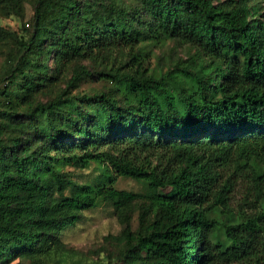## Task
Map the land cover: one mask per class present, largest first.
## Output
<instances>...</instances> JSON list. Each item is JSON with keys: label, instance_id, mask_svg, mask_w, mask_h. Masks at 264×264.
Here are the masks:
<instances>
[{"label": "trees", "instance_id": "16d2710c", "mask_svg": "<svg viewBox=\"0 0 264 264\" xmlns=\"http://www.w3.org/2000/svg\"><path fill=\"white\" fill-rule=\"evenodd\" d=\"M31 4L30 28L0 25L15 48L0 79V263L63 264L67 229L105 201L122 224L107 264H264V0ZM171 40L194 53L152 66ZM88 77L112 87L72 93ZM92 163L94 194L52 203L54 178Z\"/></svg>", "mask_w": 264, "mask_h": 264}, {"label": "rangeland", "instance_id": "374dc122", "mask_svg": "<svg viewBox=\"0 0 264 264\" xmlns=\"http://www.w3.org/2000/svg\"><path fill=\"white\" fill-rule=\"evenodd\" d=\"M31 1L23 0L21 2L22 10L19 13H7L0 9V25L16 32L18 35L22 28H30L26 24L30 21L33 9ZM219 2L221 0H213ZM15 48L11 40L0 41V79L4 77L6 71L12 63L11 52ZM194 49L186 45H180L175 41H168L163 47L154 49L151 55L152 66H163L164 69L169 67L171 62L181 58L186 59L194 53ZM13 54V53H12ZM52 60L49 61V64ZM89 68H94L92 62L88 59L79 61ZM96 68V67H95ZM63 81L57 82L39 92L35 100L46 101L63 86ZM7 84V81L6 83ZM9 85V84H7ZM13 87V86H11ZM112 84L99 81L95 78H85L79 86L72 91L78 95L82 93L92 94L103 89H110ZM67 177L54 178V197L52 203L63 196H71L82 200L84 197L94 194V188L99 183V168L92 163L88 169L68 168ZM119 190L130 191L137 195L145 196L149 189L144 182L137 181L128 177H119L115 183ZM61 201V200H59ZM137 214L131 215L133 226L136 224ZM122 230L118 216L113 205L105 201H100L96 207L82 212L81 219L67 229L63 236L68 253L63 264H107L115 261L122 248L120 240L117 239ZM17 259L7 263L15 264Z\"/></svg>", "mask_w": 264, "mask_h": 264}]
</instances>
